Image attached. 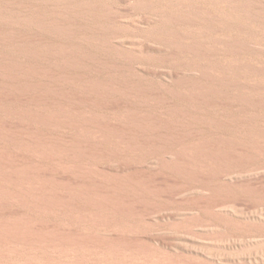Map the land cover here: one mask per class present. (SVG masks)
Segmentation results:
<instances>
[{
    "label": "rangeland",
    "instance_id": "obj_1",
    "mask_svg": "<svg viewBox=\"0 0 264 264\" xmlns=\"http://www.w3.org/2000/svg\"><path fill=\"white\" fill-rule=\"evenodd\" d=\"M0 91V264H264V0H0Z\"/></svg>",
    "mask_w": 264,
    "mask_h": 264
},
{
    "label": "bare ground",
    "instance_id": "obj_2",
    "mask_svg": "<svg viewBox=\"0 0 264 264\" xmlns=\"http://www.w3.org/2000/svg\"><path fill=\"white\" fill-rule=\"evenodd\" d=\"M79 7H81V6H79ZM149 18H151V17H149ZM149 18L146 17L144 19L148 20ZM67 22H69V21H67ZM47 24H49V26H52L53 29L57 27V29H64V30H68V31L71 30L73 28V26H74V25H72L74 23L68 24V23H66V21L63 22V21H59V20H56L54 22H52L50 20V22H47ZM10 34L14 35L13 32H9V34H6V35L9 36ZM148 47H150V46H148ZM161 48L162 47H160V49ZM27 72L35 73L36 71L29 70ZM173 72H175V71H173ZM171 74H172V72H171ZM15 96L16 95L14 93L12 94L10 92L0 91V97H3L6 100H11V99L12 100H16V99H18ZM36 116L37 115H35V117ZM38 116H40V115H38ZM39 118H41L42 120L48 121V122H53L54 121V119L50 115L40 116ZM6 135L7 134L5 133L3 126L0 124V136L5 137ZM39 135H40V132L32 133L30 135V134H28L27 132H25L23 130H17V131H15L13 133V136L15 138L26 140V141H27L28 138H33L34 137L35 139H37V142L41 146H43L44 148L47 147V149L50 148V149L53 150V149H56L58 147V143H60L59 138H57V137L56 138L55 137H49L48 135H44V134H41L40 138L39 137L38 138L35 137V136H39ZM48 152L49 151H47L45 149L42 150V154H44L46 156L48 155L47 154ZM125 165L126 164H124V165L120 164V169L121 170L130 169L129 167H127ZM107 168L110 169L111 167L108 166ZM4 169H5V172H1V170H4ZM0 173L5 175V177H9V178H12V179L14 178L16 180L14 185L16 186V188L18 190L12 191V194L16 195L17 197L21 196V192L22 191H27L29 194L33 193L32 192L33 189L26 186V184L30 182V183H34V184L39 185L38 186L39 189H41L42 192H43V194H42L43 197L42 198L45 199L44 201L47 202L48 204L57 203L55 201H58V203H59V201H66L65 195H63L61 193V191H58V190H55V189L53 190L49 186V181H51L52 178H50V179H42V176H46V175L51 177L52 171L49 168H42L38 164L33 163L32 159L30 157L20 155L19 153H15V154L11 155L7 151H5L3 149H0ZM66 184L68 185V183H66ZM18 185H21L22 188H19ZM59 185H60V183H59ZM0 188H1V186H0ZM9 224H11V223H9ZM1 225H5V224L1 223ZM11 233H13L15 236H19V235L21 236V235L25 234L24 232L20 233L19 231L14 230V229H11ZM33 238H35V237H33Z\"/></svg>",
    "mask_w": 264,
    "mask_h": 264
}]
</instances>
